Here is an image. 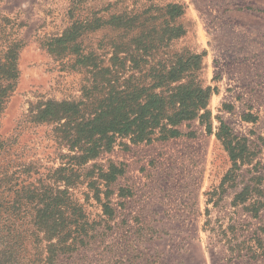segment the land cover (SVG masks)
<instances>
[{"label":"rangeland","instance_id":"1","mask_svg":"<svg viewBox=\"0 0 264 264\" xmlns=\"http://www.w3.org/2000/svg\"><path fill=\"white\" fill-rule=\"evenodd\" d=\"M170 3L182 7L175 25L184 31L171 40L159 31L167 26L162 8ZM123 11L150 13L130 28L90 34L87 46L102 47L110 58L116 43L126 58L121 69L126 79L134 73L131 59L138 47L153 46L148 58L167 65L197 55L200 69L180 83L194 80L211 87L212 95L200 111L204 118L181 124L186 135L130 146L128 138L119 139L85 166L82 183L72 192L94 229L74 251L62 254L59 264H264L257 241L260 237L264 244V0H0V31L25 41L17 87L0 113V140L8 141L6 150L0 147V181L15 171L14 185L24 178L38 183L60 166L61 151L68 152L59 148L52 125H37L28 117L40 100L80 95L84 81L82 73L64 69L66 61L42 47L45 38L61 34L77 16L108 19ZM152 26L157 28L154 43L146 38ZM240 138L247 139L249 155H244L253 163L228 177L234 161L226 141L237 145ZM29 162L37 168L30 176L20 169ZM112 163L122 164L124 173L107 186L98 170ZM93 164L102 200L86 176ZM108 188L111 215L103 207ZM31 217L23 219L26 229ZM229 247L245 256L228 260Z\"/></svg>","mask_w":264,"mask_h":264},{"label":"trees","instance_id":"2","mask_svg":"<svg viewBox=\"0 0 264 264\" xmlns=\"http://www.w3.org/2000/svg\"><path fill=\"white\" fill-rule=\"evenodd\" d=\"M162 10L167 26L159 30L161 37L170 40L181 37L184 31L175 25V18L183 13L182 7L170 3ZM148 13L123 11L108 19L97 14L85 18L77 16L61 34L49 36L43 41L44 49L56 59L66 61L62 62L64 69L82 73L84 81L80 86V95L61 100H40L30 108V121L37 125H52L59 148H66L68 152L61 151L60 166L45 178L39 177L38 183L24 178L14 185L15 171L8 173L10 169H4V175L7 172L8 176L0 181V264H59L60 256L74 251L94 229L83 205L72 192L82 183L85 166L111 151L119 139L128 138L130 143L125 142L127 146L131 143L165 141L186 135L180 129L182 123L199 116L204 118L200 111L207 109L212 88L194 80L180 83L184 75L200 69L199 56L180 57L168 65V61L153 63L148 57H153L154 47H138L131 59L134 73L132 78L126 79L121 71L126 58L120 55L122 51L116 43L112 45L115 49L110 58L106 57L102 47L90 48L85 43L90 34L99 30L135 26ZM4 20L10 22L7 18ZM142 26L140 24L138 28ZM156 29L152 26L146 36L152 43ZM0 32L5 39V43L0 45L1 113L17 87L19 54L25 41L18 35L10 37L4 29ZM143 34L139 33L140 38L144 37ZM141 50L143 53H140ZM7 143V140H0V147L6 150ZM226 144L234 161L227 176L232 174L235 178L233 173L242 164H252L253 160L244 155H249L246 138H240L237 145L229 140ZM10 162L9 167L13 164V161ZM92 168L86 176L91 178L89 186L96 188L101 199L102 190L98 189L93 179L98 167L93 164ZM20 169L22 174L26 172L30 176V172L37 168L34 162H29L22 163ZM98 172V179L110 186L124 173V168L122 164L112 163L107 169L99 167ZM5 181L8 184L2 190L1 184ZM246 190L240 193V197ZM112 192L107 189L106 201L103 202L104 212L108 215L113 212L109 201ZM245 200L243 197L242 201ZM254 211L257 216L260 209ZM29 213L32 216L31 229H26L23 219ZM257 241L264 248L263 239L259 237ZM229 249L231 255L228 260L245 256L240 248ZM251 255L254 257L256 253Z\"/></svg>","mask_w":264,"mask_h":264}]
</instances>
